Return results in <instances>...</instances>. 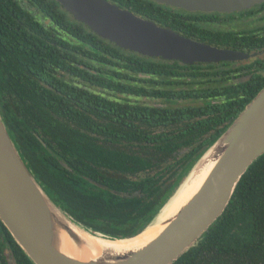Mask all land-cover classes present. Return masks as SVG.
<instances>
[{
  "label": "flooded vegetation",
  "instance_id": "flooded-vegetation-1",
  "mask_svg": "<svg viewBox=\"0 0 264 264\" xmlns=\"http://www.w3.org/2000/svg\"><path fill=\"white\" fill-rule=\"evenodd\" d=\"M105 1L136 15L137 6L149 4L192 13L183 17L195 29L176 33L241 56L183 62L127 50L134 55L126 68L113 59L103 70L99 59L87 55L86 37L97 34L60 0H0V112L5 117L13 103L24 115H47L73 129L98 132L106 148L161 150L159 171L175 180L194 160V150L212 147L228 127L249 95L247 86L264 80V1L232 11H187L155 0ZM89 69L100 75L95 81L87 79ZM109 74L110 82L102 79ZM87 89L113 103L100 100L95 110L88 109ZM104 131L114 133L113 139H105ZM2 224L0 264H17Z\"/></svg>",
  "mask_w": 264,
  "mask_h": 264
},
{
  "label": "water",
  "instance_id": "water-1",
  "mask_svg": "<svg viewBox=\"0 0 264 264\" xmlns=\"http://www.w3.org/2000/svg\"><path fill=\"white\" fill-rule=\"evenodd\" d=\"M60 1L75 19L95 34L140 55L183 62L231 60L241 56L238 52L184 37L105 0ZM155 1L187 11H232L249 8L264 0ZM262 154L264 86L237 113L212 147L204 150L196 160L188 175L204 160L210 163L208 173L196 191L161 221L163 228L159 233L141 245L116 249L112 242L140 234L187 177L140 232L128 237L105 234L76 221L50 197L23 158L0 113V220L32 264H172L195 246L221 215L243 173ZM60 163L70 169L64 161ZM87 179L119 196L139 194L135 191L128 195ZM81 233L100 241L101 255L84 256L87 243Z\"/></svg>",
  "mask_w": 264,
  "mask_h": 264
},
{
  "label": "trees",
  "instance_id": "trees-1",
  "mask_svg": "<svg viewBox=\"0 0 264 264\" xmlns=\"http://www.w3.org/2000/svg\"><path fill=\"white\" fill-rule=\"evenodd\" d=\"M136 8L138 15L172 31L189 34L195 29L191 21L187 22L183 17H192V13L175 12L158 4ZM89 36L86 37L89 45L87 55L99 59L103 70L112 64L113 59L125 68L132 60V52L97 35ZM137 61L141 62L143 58L139 56ZM88 65L92 63L88 61ZM85 73L88 80L95 81L100 76L90 69ZM121 75L127 77L126 72ZM108 76L102 79L110 82L112 75ZM263 86L264 80L252 89L248 85L249 95L235 111L238 113ZM85 94V102L90 106L88 109L97 107L100 100L107 106L113 103L92 89L85 90ZM11 105L5 117L0 113L23 158L50 197L76 221L114 237H128L140 232L204 151L194 150V160L184 167L178 178L171 180L170 175L164 178L159 171L162 167L161 150L106 148L99 143L98 132L79 131L47 115L27 116L18 111L13 103ZM82 118L75 117L78 121ZM101 135L111 140L114 133L104 131ZM60 161H64L70 169L62 166ZM87 178L115 191L128 195L138 191L139 194L119 196ZM2 226L11 242L16 263L32 264L7 228ZM172 264H264V154L243 173L226 208L196 245Z\"/></svg>",
  "mask_w": 264,
  "mask_h": 264
},
{
  "label": "bare ground",
  "instance_id": "bare-ground-1",
  "mask_svg": "<svg viewBox=\"0 0 264 264\" xmlns=\"http://www.w3.org/2000/svg\"><path fill=\"white\" fill-rule=\"evenodd\" d=\"M210 163L208 160L202 161L199 165L195 166L190 172L181 186L178 188L176 193L171 197L170 200L162 207L155 218L143 229V231L137 236L126 239L116 240L112 243L116 246V249H125L133 246L141 245L147 242L150 238L154 237L163 228L161 221L173 214L198 188L199 184L205 178L208 173ZM81 237L86 241V253L84 256L90 258L97 257L102 254V247L100 241L92 238L86 234H80ZM111 243V242H109ZM68 250L72 251L70 246H67Z\"/></svg>",
  "mask_w": 264,
  "mask_h": 264
},
{
  "label": "rangeland",
  "instance_id": "rangeland-1",
  "mask_svg": "<svg viewBox=\"0 0 264 264\" xmlns=\"http://www.w3.org/2000/svg\"><path fill=\"white\" fill-rule=\"evenodd\" d=\"M188 173H189V172H188ZM188 173L182 175V178H181V180H180V183H181V182L187 177Z\"/></svg>",
  "mask_w": 264,
  "mask_h": 264
}]
</instances>
